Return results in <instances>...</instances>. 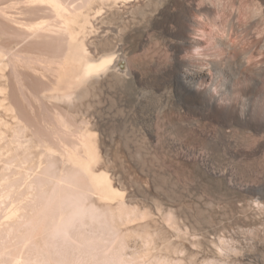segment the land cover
Segmentation results:
<instances>
[{"label":"bare ground","instance_id":"obj_1","mask_svg":"<svg viewBox=\"0 0 264 264\" xmlns=\"http://www.w3.org/2000/svg\"><path fill=\"white\" fill-rule=\"evenodd\" d=\"M172 1L0 0V264H182L190 257L145 255L158 228L152 209L161 205L140 203L156 195L126 178L113 152L120 145L141 170L157 160L158 71L169 60L185 93L201 90L202 111L223 101L244 115L250 96L240 105L232 96L234 16L222 32L198 8L201 0L193 1L174 56H163L156 21L178 7ZM124 116L147 142L146 159L131 142L134 131H120ZM175 214L163 218L179 233Z\"/></svg>","mask_w":264,"mask_h":264},{"label":"rangeland","instance_id":"obj_2","mask_svg":"<svg viewBox=\"0 0 264 264\" xmlns=\"http://www.w3.org/2000/svg\"><path fill=\"white\" fill-rule=\"evenodd\" d=\"M186 1H174L178 7L166 11V15L161 2L160 10L165 16L159 15L156 22L162 28L158 40L163 56H174L175 42L185 34L186 18L196 11L193 4L205 6L202 10L217 18L222 32L228 31L229 17L233 15L231 38L238 47L235 63L239 75L231 79L232 96L239 105L250 96L249 110L241 115L223 101L200 110L197 95L201 90L185 93L181 83L173 81L178 68L167 57L169 64L158 71L156 131L151 136L157 160H146L147 169L141 170L120 145L121 150L113 152L126 178L146 192L152 189V196L156 195L150 200L141 197L140 203L151 206L157 200L156 204L161 205L152 209L158 227L154 245L147 253L137 241L136 249L147 253V257L156 254L175 260L183 253L190 256L184 264H264V0L203 1L211 6L201 4L202 0ZM247 60L256 64L252 70L243 69ZM169 111L172 119L166 123ZM125 118L119 121L120 131L123 128L130 133L134 125ZM180 125L183 131L178 130ZM132 133L130 141L139 144L146 159L147 142L139 141L136 131ZM167 210L176 213V221L182 226L179 233L164 221ZM176 244L181 252L175 251Z\"/></svg>","mask_w":264,"mask_h":264}]
</instances>
